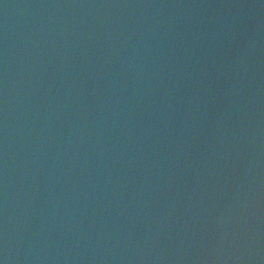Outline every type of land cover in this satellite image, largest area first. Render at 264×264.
Instances as JSON below:
<instances>
[{
    "label": "water",
    "instance_id": "1",
    "mask_svg": "<svg viewBox=\"0 0 264 264\" xmlns=\"http://www.w3.org/2000/svg\"><path fill=\"white\" fill-rule=\"evenodd\" d=\"M0 264H264V0H0Z\"/></svg>",
    "mask_w": 264,
    "mask_h": 264
}]
</instances>
